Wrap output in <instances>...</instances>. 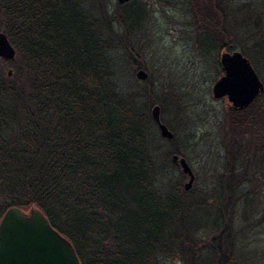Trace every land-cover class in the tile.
I'll return each mask as SVG.
<instances>
[{
    "label": "trees",
    "instance_id": "obj_1",
    "mask_svg": "<svg viewBox=\"0 0 264 264\" xmlns=\"http://www.w3.org/2000/svg\"><path fill=\"white\" fill-rule=\"evenodd\" d=\"M176 1L190 7L212 48L236 46L228 0ZM0 29L19 59L15 81L0 65V218L12 207L41 210L81 264H162L177 256L185 264H232L239 202L253 200L241 191L253 180L240 174L251 160L264 161V109L255 102L228 110L220 196L189 200L177 180L163 197L162 170L185 154L178 148L158 164L152 112L158 106L164 115L167 101L151 85L143 103L120 92L103 20L83 0H0ZM209 202L219 203L223 219L213 236L188 223Z\"/></svg>",
    "mask_w": 264,
    "mask_h": 264
},
{
    "label": "rangeland",
    "instance_id": "obj_2",
    "mask_svg": "<svg viewBox=\"0 0 264 264\" xmlns=\"http://www.w3.org/2000/svg\"><path fill=\"white\" fill-rule=\"evenodd\" d=\"M83 2L89 15L103 20L105 36L112 40L109 59L120 92L140 96V103H143L151 85L154 94L167 101L161 120L175 138H162L156 126L157 162L162 164L167 153L179 148L191 165L196 180L193 188L186 191L189 177L182 173L180 166L164 168L158 183L160 195L166 197L170 184L180 180L189 200L199 196L202 201L204 194L220 196L218 187L224 165L222 140L230 104L227 99H215L212 89L222 76V51L241 52L264 83V0H228L236 46L224 49H220V45L217 49L212 48V38H200L203 30L196 25L190 7L181 1L130 0L123 5L118 0ZM141 6L146 8L147 18L143 17ZM199 41L209 47L207 54L200 49ZM18 60L16 57L13 62L1 60L0 63L4 75L12 70V77L7 76L12 81L17 79ZM141 70L148 74L145 81L137 78ZM260 107L264 109V94L256 101V110ZM252 180L241 187L242 193L253 192L249 196L253 200L246 204L244 200L239 202L236 218L240 223L235 225L236 257L232 264H264V167ZM188 223L194 228L210 229V236H213L223 224L219 203L209 202L208 206L196 208ZM204 237L209 239L207 235ZM204 258L213 257L206 253ZM162 264L185 263L183 256H177Z\"/></svg>",
    "mask_w": 264,
    "mask_h": 264
},
{
    "label": "water",
    "instance_id": "obj_3",
    "mask_svg": "<svg viewBox=\"0 0 264 264\" xmlns=\"http://www.w3.org/2000/svg\"><path fill=\"white\" fill-rule=\"evenodd\" d=\"M118 2L123 5L130 0ZM16 55V49L8 36L0 32V60L10 63ZM220 65L223 76L213 86L215 99H227L232 109L243 110L264 94V83L241 52H223ZM8 76L12 77V70ZM137 78L145 81L148 74L141 70ZM152 115L161 137L173 140L175 135L162 122L158 106ZM173 162L178 163L182 173L189 177L185 190L190 191L196 180L191 165L178 155L173 156ZM0 264H81V261L72 243L51 226L41 210L33 208L26 212L12 207L0 220Z\"/></svg>",
    "mask_w": 264,
    "mask_h": 264
},
{
    "label": "flooded vegetation",
    "instance_id": "obj_4",
    "mask_svg": "<svg viewBox=\"0 0 264 264\" xmlns=\"http://www.w3.org/2000/svg\"><path fill=\"white\" fill-rule=\"evenodd\" d=\"M223 52L224 51H222V53ZM222 53H221V55H222ZM222 76H223V73H222ZM256 101H257V99L249 107H247L246 109H243V110H234V109L231 108V105H229V109L231 111L244 112L245 110L249 109L252 105H254ZM175 164H176L177 167L179 166L178 163H175ZM262 167H264V163H263V165H261V161L260 160H251L245 167H243V170L241 171V174H240L241 175V178L242 179H249V180L254 179V177L256 176L257 172Z\"/></svg>",
    "mask_w": 264,
    "mask_h": 264
},
{
    "label": "bare ground",
    "instance_id": "obj_5",
    "mask_svg": "<svg viewBox=\"0 0 264 264\" xmlns=\"http://www.w3.org/2000/svg\"><path fill=\"white\" fill-rule=\"evenodd\" d=\"M16 59V58H15ZM165 124V123H164Z\"/></svg>",
    "mask_w": 264,
    "mask_h": 264
}]
</instances>
